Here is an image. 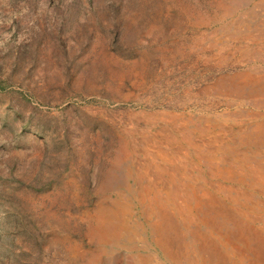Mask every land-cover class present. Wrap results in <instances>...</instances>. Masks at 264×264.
Here are the masks:
<instances>
[{"label": "rangeland", "instance_id": "obj_1", "mask_svg": "<svg viewBox=\"0 0 264 264\" xmlns=\"http://www.w3.org/2000/svg\"><path fill=\"white\" fill-rule=\"evenodd\" d=\"M246 72L264 80V0H0V264H173L141 215L138 168L175 159L202 182L236 166L216 154L226 127L264 113L231 90ZM98 217L138 226L134 241L101 245Z\"/></svg>", "mask_w": 264, "mask_h": 264}, {"label": "bare ground", "instance_id": "obj_2", "mask_svg": "<svg viewBox=\"0 0 264 264\" xmlns=\"http://www.w3.org/2000/svg\"><path fill=\"white\" fill-rule=\"evenodd\" d=\"M232 86L231 90H235L237 96L241 95L239 99L251 100L256 97L253 101L264 109V80L252 78L247 72L240 73L233 78ZM258 111L235 112L234 115L241 122L233 121L226 127L230 137L225 142L221 137L213 138L215 143L223 141L216 150V154H222L217 156L223 158L219 162L227 158L234 159L235 164L239 162L236 166L232 163V168L212 165L202 182L187 175V165L182 169L181 166L172 168L175 159H163L162 166L150 161L149 164L144 163V168H138L136 195L143 206L141 215L146 216L149 222L152 242L173 264H264V207H260L261 200L253 196L258 194L264 198V163L257 161L251 166L257 158L254 152L247 154L253 143L264 138V113ZM222 117L228 123L229 118L225 115ZM174 139L168 137L165 141L170 144ZM227 142L238 145V149L222 150L221 147ZM203 146H197L195 150L199 152L200 147L212 148L211 142ZM257 155L264 156V151L259 150ZM151 175L157 176L158 185L149 178ZM249 177L252 178L251 182L247 181ZM223 182L231 185L226 186ZM191 205L196 207L192 209ZM100 218L97 220L99 232L91 231L101 245H118L127 236L130 242L134 241L135 227L138 226L130 225L125 229L124 222L116 228L113 222L110 224ZM178 228L186 231L187 240H179L181 234L177 233ZM189 240L191 244L187 243ZM146 259L140 260V264H149Z\"/></svg>", "mask_w": 264, "mask_h": 264}]
</instances>
